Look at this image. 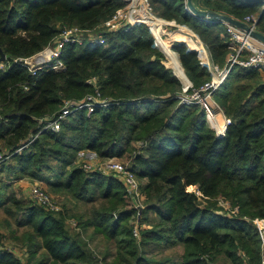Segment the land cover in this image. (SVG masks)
<instances>
[{"label": "trees", "instance_id": "obj_1", "mask_svg": "<svg viewBox=\"0 0 264 264\" xmlns=\"http://www.w3.org/2000/svg\"><path fill=\"white\" fill-rule=\"evenodd\" d=\"M149 1L159 17L184 24L199 37L201 41L183 27L176 41L205 60V46L215 64L232 49L223 24L190 15L184 0ZM121 6V0H0V51L8 62L33 56L63 28H96ZM197 8L238 21L259 16L256 30L264 35L263 2L202 0ZM153 35L154 45L183 83L184 75L195 87L207 81L208 72L195 52L173 43L177 60ZM100 36L102 44H65L59 71L44 67L32 74L14 63L0 70V151L9 154L0 174L42 180L51 191L87 203L82 215L72 217L82 233L91 231L89 239L113 244L110 264H211L219 257L228 264H261L260 238L251 222L264 221V86L248 81L253 70L224 80L214 92L231 121L225 135L216 138L202 109L178 104L180 84L163 65L145 25ZM91 78L110 103L89 114L76 110L57 132L41 131L28 143L41 120L55 115L65 100L77 101L93 92L94 86L87 83ZM83 150L98 159L127 161L140 180L143 207L137 239L131 233L136 210L122 183L112 174L84 172L74 165ZM5 187L0 186V225L11 234L10 221L24 229L23 264L104 261L106 255L97 260L61 215L22 202ZM217 197L237 213H221ZM2 237L0 233V264H22L1 248ZM149 247L165 253L179 247L181 253L149 259Z\"/></svg>", "mask_w": 264, "mask_h": 264}, {"label": "built area", "instance_id": "obj_2", "mask_svg": "<svg viewBox=\"0 0 264 264\" xmlns=\"http://www.w3.org/2000/svg\"><path fill=\"white\" fill-rule=\"evenodd\" d=\"M122 6L117 8L111 16L105 20L100 27L105 28L106 31L123 30L126 31L132 26L145 25L150 31L147 23L148 17H154L152 15V8L149 0H121ZM256 16H244L241 22L245 23L251 30H256ZM173 22V21H172ZM170 22H163L162 24H168ZM161 24V25H162ZM225 34L229 42L234 47L230 53L227 54L225 65L222 68L211 66L209 74L211 78L198 87H192L190 83H186L182 86L180 92L177 94L176 99L178 104L196 105L204 112V119L207 126L212 130L214 137L221 138L225 135L227 127L230 125V118L224 115L220 106L214 101L213 93L220 86L225 76L228 74L231 68L238 66L244 69H255L263 72L264 74V42H261L250 35L248 32L224 23ZM92 29H80L77 27L65 28L61 30L51 41L46 45L43 51H40L33 56L26 58H14L10 62L4 60L0 62V70H5L11 63L19 64L25 67L30 73H34L44 67H48L51 70L59 71L63 69V64L59 59L62 47L65 44H74L82 42V39L88 37V41H96L102 44L103 38L98 36L93 38ZM162 31L165 33L164 29ZM151 33V32H150ZM153 35V33H151ZM163 34V33H162ZM154 45V35L153 42ZM187 47V46H186ZM187 49H191L187 47ZM193 50V49H192ZM46 52V56L40 55ZM193 52L199 54L196 50ZM41 57V58H40ZM40 58V60H38ZM94 86L91 94H86L80 100L72 101L65 100L59 109V111L48 118L45 117L38 126L37 133L49 130L57 132L60 127V123L72 112L76 110L85 109L87 113L92 112L97 107H105L110 102L108 99H104L100 96L97 87L95 86V79L91 78L87 80ZM34 136L29 137V141H32ZM26 145V144H24ZM9 154L0 153V165ZM117 158L111 157L104 160L100 165L111 171V174L115 176L123 185L125 192L128 196L130 205L136 210L139 215V209L141 208L142 196L139 192V184L134 171L130 168L129 163H120L116 161ZM80 167V166H79ZM84 172L99 171L101 174H105L102 168H94L91 165H83L80 167ZM97 169V170H96ZM32 198L36 199L42 206L49 205L50 197L40 189L32 187ZM221 203V202H220ZM53 210L52 207L48 208ZM235 212V208H231ZM233 214V212H232ZM235 215V213L233 214ZM260 238L261 249V264H264V221L254 220L252 222ZM132 236L138 238L137 223H135L131 230Z\"/></svg>", "mask_w": 264, "mask_h": 264}, {"label": "rangeland", "instance_id": "obj_3", "mask_svg": "<svg viewBox=\"0 0 264 264\" xmlns=\"http://www.w3.org/2000/svg\"><path fill=\"white\" fill-rule=\"evenodd\" d=\"M191 1H192V4H193V0H191ZM183 3H184V1H183ZM194 4L197 7H199V6L202 5V0H194ZM197 7H195V8H197ZM197 9H199V8H197ZM205 9H207V8H205ZM200 10H202V9H200ZM208 10H210V9H208ZM152 12H153L152 15L155 18H158L160 22H162V23L163 22H170V23H168L170 25H167V24H162L161 25V29L163 28L165 33L159 35L158 37L156 36V37L157 38H161L162 42H164L169 47V49H171V45L173 43L182 44V45H184L186 47L187 45H185L182 42H178L176 40L179 39V36H178V34H180L179 30L184 31L185 28H186L187 31L189 32V31H191L190 28L188 26L184 25V24L178 23V22L173 21V20L162 19L161 17L158 16V14H156L153 11V9H152ZM72 27H74V26L66 27V28H72ZM183 27H185V28H183ZM63 29H65V28H63ZM147 30H148V28H147ZM91 32H92V36L91 37L97 38L98 36H100L101 32H107V31H106V29L104 27L101 28L100 25H98V26H96V28H93ZM148 32L150 33L149 30H148ZM170 34H176L177 38L172 39L170 37ZM193 34L199 39V37L195 33H193ZM151 36H152V39H153V35L152 34H151ZM87 38L88 37L83 38L82 42L83 41H88ZM153 48L156 49L161 54V56L163 57V65L165 66V68L169 69L170 72L172 73V75H174L176 77V79L178 80V82L180 84V90H181L182 86H184L187 82L190 83V81L186 78L185 75H184L185 76V82L183 83L174 74L173 70L170 68L169 59L166 58L165 55L163 54V52L160 49H158L156 46H153ZM43 50H41V51H43ZM46 54H47L46 52H43L40 56L44 57V56H46ZM175 56H176V59L178 60V57H177L176 53H175ZM40 58H38V60H40ZM215 66L218 68L217 65H215ZM211 68H210V70H211ZM181 70H182V68H181ZM182 72H183V70H182ZM183 74H184V72H183ZM210 78H211V75L208 74L207 80H209ZM191 86L195 87L192 84H191ZM214 101L219 105V103L215 99H214ZM85 112H86V110H85ZM86 114H89V113L86 112ZM34 135H35V138H36L38 133H35V134L31 135V136H34ZM140 144L141 143H138V145H140ZM0 153H6V151L2 150V151H0ZM104 160L105 159H98L90 151L83 150V151H80L79 153H77L76 161H75L74 165L81 167L82 164L83 165L88 164V165H91V167H94V168H102L104 172H107V173H105L103 175H109V174H111V171L109 169L104 168L103 166H100L104 162ZM6 161H7V159H5L1 165H3L4 162H6ZM116 161L120 162V163H128L127 161H123V160H120V159H117ZM138 181L140 182V180H138ZM1 184L6 186L5 187L6 191H7L6 193L12 194L16 199H18V200H20L22 202L29 201L30 205H38L39 207L43 208L46 211L51 212L54 215H61L64 218L65 226L70 231L78 233L80 238L83 239L86 242L87 248L90 250V252L93 254V256L97 260H99L102 256H104V254L106 255L104 261L101 264H110L111 263L112 256L115 253L113 244L111 242H107V244H105L103 240H99L96 237H94L92 239H89L90 236H91V231L87 230L86 232L82 233L81 228L76 225V221H75L76 218L72 217L74 215H78V216L82 215L83 210L85 208H88V206H89L87 203H85V205H84L82 203V201L75 200L70 195L65 194L63 191H57V192L51 191L49 189V187L46 186V183L44 181L38 180V179H34V178L33 179L32 178H28L26 176H8V175H5V174L2 173V174H0V186H1ZM35 186H36V188H38L41 191L45 192L50 197L51 200H49V202H48L49 205L46 204L45 207H44V206H42V203H39L36 199L32 198L30 192H31L32 187H35ZM189 190H191V188H189ZM214 201H215V204H216L217 208L220 210L221 213H225V212L227 214H232V212H233V214L237 213L236 210L234 212L233 209H231L232 206L229 204L228 201H224L223 199H220L218 197ZM50 207H52L53 210L48 209ZM142 207H143V203H142V200H141V208ZM141 208L139 210H141ZM139 214H140V211H139ZM138 216L139 215H137V212H136V221H135V223H137V220L139 219ZM2 217H3L2 216V210H0V219ZM254 220H258V219H253L252 222ZM10 223H11V229L14 231V233H12V234L8 232V229H6V225H4V224L0 225V233H2L3 236H4V237H2V240H1V248L11 252V254L23 264L27 260V249H26V246H25V238H24L23 235L21 236V233H22V231H24V229L22 227H18V228L15 227V224L12 221H10ZM17 235H18V237H17ZM146 252L147 253H146L145 256L147 258L154 259V258H160L162 254H167V256L170 255L172 257L173 252L176 253V254L181 253V249L179 247H176L175 249H171V250H169V251H167L165 253V251H161V250H158L157 248L149 247V249ZM211 264H228V263L223 258L219 257V258H216V260L213 261Z\"/></svg>", "mask_w": 264, "mask_h": 264}, {"label": "water", "instance_id": "obj_4", "mask_svg": "<svg viewBox=\"0 0 264 264\" xmlns=\"http://www.w3.org/2000/svg\"><path fill=\"white\" fill-rule=\"evenodd\" d=\"M242 1H245V2H263L264 3V0H242ZM184 5H185L186 11L194 17H197V18L202 19V20H211L215 23L220 22V23L230 24L232 26H235L237 28H240V29L248 32L250 35H252L257 40L264 42V35L263 34H261L260 32H258L256 30H251L245 23H243L241 21H238V20H236L230 16L224 15V14H218L212 10L197 9L192 4L191 0H184ZM258 17L256 19V24L258 21ZM188 50L193 51L192 49H188ZM3 60H4V54L0 51V62H2Z\"/></svg>", "mask_w": 264, "mask_h": 264}, {"label": "crops", "instance_id": "obj_5", "mask_svg": "<svg viewBox=\"0 0 264 264\" xmlns=\"http://www.w3.org/2000/svg\"><path fill=\"white\" fill-rule=\"evenodd\" d=\"M204 10H208V9H204ZM225 15V14H224ZM228 16V15H227ZM211 21V20H210ZM211 22H213V21H211ZM213 23H215V22H213ZM223 24V27H224V23H222ZM257 31V30H256ZM198 39V38H197ZM226 39L228 40V38H227V35H226ZM198 41H200L199 39H198ZM229 41V40H228ZM231 43V42H230ZM232 44V43H231ZM205 46V45H204ZM233 47H234V45L232 44V49H233ZM205 48H206V51H207V54H206V56H207V58H206V60L203 58V56L202 55H200V54H197V58H198V60H199V63H200V65L201 66H203V67H205L206 68V70H207V72H208V74H209V72L211 71L210 70V68H211V66L213 65V66H215V65H217L218 66V68H222L224 65H225V61H226V58H227V54L228 53H230L231 51H232V49H230V51L225 55V57H224V59L222 60V62H220V63H217V64H215L212 60H211V56H210V54H209V52H208V49H207V47L205 46ZM215 64V65H214ZM234 67H236V68H234ZM233 68H231L230 69V71L228 72V74L225 76V78H224V80H226V79H229V80H232V77H235L236 75H241V74H243L244 72H247V71H249V70H253V77H249L248 78V81L251 83V81H254V83L253 84H255V86H258V85H263L264 86V74H263V72H261V71H259V70H255V69H244V68H240V67H238V66H234ZM229 76V77H228ZM228 77V78H227ZM224 80L222 81V83L224 82ZM221 83V84H222ZM220 84V85H221ZM217 90V89H216ZM84 153V152H83Z\"/></svg>", "mask_w": 264, "mask_h": 264}, {"label": "bare ground", "instance_id": "obj_6", "mask_svg": "<svg viewBox=\"0 0 264 264\" xmlns=\"http://www.w3.org/2000/svg\"><path fill=\"white\" fill-rule=\"evenodd\" d=\"M147 23L150 25L151 29H152V32L156 35V36H159L161 35L162 33H164L161 29V24L162 22L159 21L158 18H155V17H148L147 19ZM170 37L172 39H175L177 38V35L176 34H170Z\"/></svg>", "mask_w": 264, "mask_h": 264}]
</instances>
